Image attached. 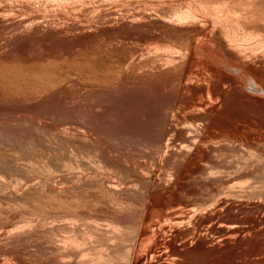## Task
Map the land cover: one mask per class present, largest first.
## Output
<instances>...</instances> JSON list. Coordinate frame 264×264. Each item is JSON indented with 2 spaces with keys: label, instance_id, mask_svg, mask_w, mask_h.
<instances>
[{
  "label": "bare ground",
  "instance_id": "obj_1",
  "mask_svg": "<svg viewBox=\"0 0 264 264\" xmlns=\"http://www.w3.org/2000/svg\"><path fill=\"white\" fill-rule=\"evenodd\" d=\"M49 2H53V6L55 5L53 11H55V15L58 16L56 18H59L60 22L53 23L47 17L46 21H50L51 24L45 23V21L44 24L40 22L42 20H38L41 16L40 13L37 16V12V15H28L20 22L17 18L20 15H17V13L28 7V0V4L25 0L24 2L23 0H0V88L3 87L7 91L12 90L25 94L28 89H37L39 86L44 87V85L51 86L72 75H88L87 77L94 79L107 80L109 82L108 86L110 85L116 89H121L122 84L131 83L132 81V84L140 83L147 85L146 87H154L161 83L165 86L170 85L172 88H169L173 89V94H169L170 97L167 94L168 100L163 98V100L169 102H166L169 104V106L166 104L168 106L166 107L167 112L164 110L161 113V119L160 117L157 118L160 114L155 115L157 121L154 118L156 123H159L158 119L160 120L161 127L158 124L156 125L154 121L152 126L150 124L151 117L148 121L145 114V120L143 119L140 123V130L146 132L145 134L151 132L152 139L147 138L148 135L147 137L146 135L145 137L142 136L143 134L141 136L142 140L144 137L147 142L150 140L149 143L160 144L162 151L164 149L159 162L162 161L175 167L174 177L169 175V179H171L170 187L175 188L176 192L191 195L193 206L179 211H155L157 210V202L162 203L170 197L171 189L166 188L169 184L166 183L168 178L165 177L167 175L163 177L165 181H161L160 178L155 177V171L145 172L146 169L141 171L140 168L137 169L136 167L133 169L134 173L132 172L131 176L138 182L133 186L126 184L122 188H117L115 185L117 182L114 183L109 179L100 183L101 193L104 191L109 192L108 195L111 197L110 193L115 195V193L129 192L134 194L138 201L139 199L142 200L140 205L142 209L139 206L143 210L141 220L139 219L140 230L135 244L133 243L134 254L132 259L133 263L134 260L136 261L134 264L147 257L158 256L163 249L166 252L162 253L167 254L171 260H179L177 263L186 261L190 264H222L221 261L231 256L235 240L240 233V229L235 228L238 222L235 211L248 207L246 200L235 197L234 181L235 179L247 178L248 174H250V178L254 170L251 168V173L247 170L242 171L243 173L237 172L240 177H222L223 185L214 187V189L211 188L213 185H210L209 192L208 189L206 190L207 185L210 184L208 183L209 179L205 180L209 173L205 177L203 173L205 169H208L211 162H215L213 159L214 152L212 153L211 150L217 153L220 148L223 151L222 147L225 148V146L226 149L227 147L239 149L244 146L248 150L254 149L261 151L260 153L263 154L264 0H91L88 4L80 3V0H50ZM45 3H41L42 7L44 5L48 8ZM47 4L49 3L47 2ZM35 5H37L36 0ZM49 9L51 10L52 7ZM23 14H21V17ZM47 15L48 13H46ZM44 17L45 14L43 20ZM46 41L56 42L62 51L48 61H44L43 57L34 56V54L32 58L25 55L27 51L33 49V46L36 44L45 45ZM95 91L97 92V90ZM110 92L113 93V91ZM102 93L105 92L103 91L100 94L102 95ZM107 95H110L109 92ZM119 96L118 98H120ZM111 97L113 99V94ZM38 104H41L39 100ZM144 108L142 110L138 109V114L140 111H145ZM101 112L99 114L103 118H100L97 114L98 117L95 116L93 121L91 120L95 133L100 132L107 126L112 130L111 128L115 126V120L113 119L115 116L123 132L124 127L122 128L123 123L121 121L124 118L123 114H112L110 116L108 111L110 117H106L107 113L104 114V117L101 116ZM95 113L94 111L93 114ZM133 115L135 114L133 113ZM141 116L140 118L143 117ZM127 119L124 122L128 124L132 118ZM132 123L135 124L134 121H131ZM117 124L115 127H117ZM127 124L124 123L127 128L132 126L128 127ZM134 124L130 129L134 128ZM136 125L138 126L137 122L135 127H137ZM117 129L121 134V129L118 127ZM135 129L133 130L135 131ZM105 132H101L102 135H105ZM113 132L110 131L111 135L109 137L113 135ZM135 133L138 134L136 131ZM132 134H134L133 131ZM125 135L128 137L130 133L123 136L125 137ZM86 136L92 145L102 151L99 158L102 156L108 165H113L116 168L120 167V164L116 162L117 159H112L107 153V147L101 148L99 143L91 137L93 135ZM130 137L132 140L133 136ZM132 142L130 141L133 146ZM136 143L135 141L134 144ZM138 144H136L137 147ZM125 147L128 148V146ZM142 148L140 151L142 150L143 154V151H147V149H144V147L143 150ZM113 149L115 150V148ZM121 149L123 151V148ZM248 150L245 151L248 152ZM134 151L135 149L132 153ZM166 151H168L167 155L164 153ZM227 151L229 150L227 149ZM238 152L233 153L239 155L241 152ZM124 153L127 155L126 150H124ZM152 153V156H156L157 152L152 150ZM222 153V155L218 153V159L224 155V152ZM225 154H227L226 151ZM137 155L134 158H137ZM121 156L119 155L118 158L120 159ZM140 156L141 160L142 155L139 154ZM152 156L150 155L151 161L154 158ZM244 156H247V154ZM5 157H1L0 163ZM5 159L4 161H6ZM126 159L128 160V158ZM127 160L123 162L125 163ZM133 160L135 161V159ZM134 161H130V163H134ZM136 161L139 162V159ZM147 161L148 159H146ZM229 162L227 161V164ZM101 163L103 162L101 161ZM133 163L130 164L131 167ZM215 163L214 165L217 164ZM137 164H134V166ZM146 164L147 166L144 167L149 166L150 168L152 166ZM142 165L140 164L138 167ZM218 165H216V168ZM122 167L123 165H121ZM220 167L218 166L219 170L223 168V166ZM234 167L236 170V165ZM128 168L132 170L129 166L126 167V169ZM228 168L224 167V169ZM213 170L215 171V168ZM231 170H234V168ZM235 170L233 174H235ZM201 174H203V177H198ZM214 174H212L214 178L218 176V172ZM81 177H79L81 185L95 182L89 173L88 175H81ZM218 178L220 177L218 176ZM218 178L216 177V179ZM204 186L205 188H201V190H206L211 194L207 197H199L197 192L200 187ZM199 192L201 194L202 191ZM80 194L81 199L85 200L84 193L80 192ZM125 194L128 195V193ZM76 195L77 199L78 196ZM155 203L157 204L155 205ZM155 213L160 216H170V221L155 227L154 223L151 222V216ZM257 229H260L261 234H263L264 224L256 229L249 230L248 235L261 236ZM248 239L251 241L250 236H248ZM240 244L243 245L242 248H246L247 240L242 236H239ZM256 251L261 252L256 254ZM239 258L247 261L254 259L256 262L253 264H264V249L259 245H250L247 247V251H240ZM249 264L251 263L249 262Z\"/></svg>",
  "mask_w": 264,
  "mask_h": 264
},
{
  "label": "rangeland",
  "instance_id": "obj_2",
  "mask_svg": "<svg viewBox=\"0 0 264 264\" xmlns=\"http://www.w3.org/2000/svg\"><path fill=\"white\" fill-rule=\"evenodd\" d=\"M29 1L30 0H28V3L30 5L27 3V0H25L28 7L24 9V11L22 9L20 11L21 13H17V15H20V17L17 16L20 22L24 20L25 17L27 18L28 15H37V13V16H39L40 13L41 17L38 18V20H42H39L42 23H44V21L45 23L50 24V21L53 23L60 22L59 18H56L58 16L55 15V11H53L55 6H53V2H49L50 0H36L37 5H35V0H32L31 2ZM90 1L91 0H87V2H85V0H80V3L88 4ZM42 2L43 4L46 2L45 4L48 8L44 5L42 7ZM47 2L49 4H47ZM51 7L52 9L50 10L49 8ZM38 9L39 11L41 10L42 13L41 11L39 12ZM46 13H48L47 16ZM21 14H23L22 17ZM44 14L45 17L43 20ZM47 17L48 20H50L48 22L46 21ZM24 24L26 23L24 22ZM26 26H28V24H26ZM61 51L62 49L56 42L50 43L49 41H46L45 45L36 44L33 46V49L27 51L25 55L31 58L34 56H41L44 58V61H48L58 55ZM87 76L72 75L51 86L44 85V87L39 86L37 89H28L25 94H20L12 90L7 91L3 87L0 88V161L1 157H5L6 153V159L3 158L2 163H0V264H134L136 261L134 260L133 263V245L135 244L140 230L139 221L143 214V210H141L142 208L140 206L142 200L139 199L138 201L137 197L129 192H125L128 193V195L123 192L115 193V195L110 193V197L108 195L109 192L106 193L103 190L105 193H101L102 187L100 186V183L111 179L114 183L117 182L115 184L117 188H122L126 184L133 186L138 182L131 176V174L134 173L133 169L135 167L137 169L140 168L141 171H145L146 169L145 172H151L152 170L155 171V177L160 178L161 181H165L163 177L167 175L165 177L168 178L166 183L169 184L166 188L169 190L171 189L169 194L170 197L162 203H155V205L157 204V210L155 211H179L186 210L193 206L191 195H187L183 192H176L175 188L170 187L171 179H169V175L174 177L175 167L170 164H165L162 161L159 162L164 149L162 151V148L159 146L160 144H156L155 142L149 143L151 142L149 139H152V136H150L152 133L150 131L151 134H145L146 132L140 130V123L143 119L145 120L144 117H146V115L148 121L149 117H151L150 124L153 126L152 122L154 121V123H156L157 119L155 117L158 116L157 114H160L157 118L160 117L161 119V113L164 112V110L167 112L166 107L169 106V102L165 100H168L169 94H173V89H170L172 87L170 85L165 86L162 83L154 87H146L147 85H142L140 83L132 84V81L131 83L126 82L124 85H121L122 88L128 86L127 88L116 89L114 87V91L113 87L110 85L108 86L109 82H107V80H98ZM90 89L91 92L89 91ZM94 89L97 90V92ZM107 89L109 90L108 92L110 95H107ZM92 90H94V92H92ZM103 91L105 93H102L101 95L100 93ZM110 91H113V93ZM116 93L121 94L122 97ZM152 93H154L153 96ZM112 94L114 96L113 99L111 97ZM118 96L120 98H118ZM163 98L165 100H163ZM37 99L41 104H38ZM135 100L137 102H134ZM166 104H168V106H166ZM143 107H145V111H142L144 112L143 115L141 111L138 114V109L142 110ZM94 111L96 112L95 114H93ZM100 112L101 116L104 117L105 113H107L106 117H110L112 114H123V120L120 118L123 125L124 123L127 124L124 121H126L127 116L129 115L128 119H132L126 126H133L134 123L131 124V121H134L135 124L137 122L138 126L136 125L137 127H135L134 124L133 129L136 128L135 131L139 136L138 134L136 135L133 129H130L132 126L127 128L125 125L123 126L120 124L122 125V128H127L125 130L123 129L122 132L116 116V119L113 117L115 124L113 121H111V123L115 126L118 123L117 127L121 129V132H126L128 135L130 133L129 136H133L132 140L131 137L129 138L127 135H125V137L123 136L126 133L120 134V131L115 126L114 128H111L112 130L107 126V129H102L104 131L100 130V132L97 131L98 134L97 132L95 133L91 122L95 116L98 117L97 114L100 117ZM133 113L135 115H133ZM139 115L142 118H140ZM152 116L154 117L152 118ZM118 117L121 116L119 115ZM158 121L160 123L159 119ZM159 123H156V125L158 124L159 127H161ZM115 129L116 131H114ZM106 130L108 132H105ZM131 130L136 137H134L135 135L132 134ZM110 131L114 132L113 135L109 137V135H111ZM101 132H105V135H102L103 133ZM115 132H118L119 134ZM89 134L93 135L91 137L99 143L101 148L104 146L107 147V153L112 159H117L116 162L120 164V167L116 168L115 166L113 167V165H108L107 162L103 160L102 156L99 158L100 152L102 151H99L98 147L91 144L86 136H89ZM141 135L144 137L145 135L146 137L148 135L147 138L150 137L148 139L149 142H147V139L145 138V140L144 137L142 140ZM130 141H133V146ZM135 141L137 142L136 144L139 143V148L134 144ZM124 146H128V148H124ZM142 147L147 149V151H143V154L142 150L140 151ZM113 148H115L116 151ZM121 148H123V151ZM157 148L160 149L158 150ZM229 148L227 147L229 150L227 151L226 146L225 148L222 147L223 151H221L220 148V150L218 149L219 151L217 150V153L211 150L212 153H215H213V159L215 162L217 163L221 159V163L218 162V165V163L211 162L208 169L212 170L209 171L208 169H205V172L203 173L204 175L201 174L198 175V177H205V175L207 176L209 173L208 177H206L207 179L205 178V180L209 179L208 183L210 184L206 187V190L208 189L209 192L210 185H213V187H211L212 189L223 185V182L221 181L222 177H240L238 176L239 171L243 173L245 170H247V172H250L252 169L254 170V172L252 171L250 178V174H248V177L242 176L247 178L235 179L233 184L235 197L248 202L247 208L235 211L236 218L238 219L235 228H239V236H242L247 240L246 248H242V244L239 245L238 236L231 251V256L228 259L221 261L222 264H249V262L253 264L256 262L254 259L247 261L243 258H239V254L241 250L247 251V247L250 245H259L264 249V233L261 234L260 229H257V232L261 235L258 236L259 238L253 236V234L248 235L249 230L256 229L261 224H264V148L262 152L263 154L260 153L261 151L259 152L254 149H252L253 151L251 149L248 150V148L244 146H241L239 149L232 147ZM134 149L135 151L132 153ZM224 149L229 155L225 154ZM246 149L248 152L245 151ZM124 150H126L127 155L124 153ZM152 150L153 152H157V157L152 156ZM129 151L131 155L129 154ZM222 152H224V155L220 156L218 159V153L219 155H222ZM233 152L241 153L238 155ZM118 153L119 155H122V159L118 158ZM164 153L167 155L168 151ZM139 154L142 155L141 160ZM246 154L247 156H244ZM136 155L137 158H134ZM150 155L152 158L154 157L152 161ZM126 158H128V160ZM4 159L6 161H4ZM123 159L127 160V162L124 163ZM133 159H135V161L139 159V162H135ZM146 159H148L147 162ZM226 160L231 163L229 162L227 164ZM101 161L103 163H101ZM130 161H134V163H130ZM132 163L133 168L130 165ZM139 163L141 165L143 163V165L138 167V165H140ZM146 163L150 166L152 165L154 168L152 166L150 168L149 166L144 167L147 166ZM214 163L221 166L220 168L223 166V170L220 169V171L218 166L217 169ZM80 164L82 165L80 166ZM124 164L126 167L129 166L132 170H129V168L126 169ZM134 164L137 165L134 166ZM232 164H234L233 167ZM121 165H123L122 168L125 170L121 168ZM235 165L237 167L236 170L234 167ZM158 167L161 168L160 173V168ZM213 167L215 168V171L213 170ZM224 167L228 169H224ZM233 168L235 174H233L234 170H231ZM168 169L169 171L172 170L170 171L171 174H167L169 172ZM214 172L215 174L218 172L217 175L220 178H218V176H216L218 179H216V177L214 178L212 175ZM222 172L226 175L224 176ZM88 173L92 176L91 178L95 180V184L81 185L79 183L80 178H82L81 175H88ZM158 173L161 177L158 176ZM212 178H214L216 182ZM201 188H205V186L200 187V190H198V192L202 191V195L199 194L200 192H197L199 197H207L211 194V192L208 193L206 190H201ZM197 189H199V187H197ZM93 190L95 191L94 193ZM79 191L84 193L83 196L85 200L81 199L82 196ZM203 194H205V196H203ZM75 195L78 196L77 199ZM101 209L102 211H100ZM169 217L170 216H160L158 213H155L151 216V222L154 223L155 227H158L161 224L169 222ZM248 236L251 237V241L248 239ZM162 252L166 251L163 249L160 251V254L158 255L159 257H147L140 262H137V264H160L161 262V264H166V262L167 264H190L186 261L177 263L179 260H171L167 254H163ZM260 252L261 251H256V254H259ZM160 257L163 258L165 262ZM152 258L156 259L153 260Z\"/></svg>",
  "mask_w": 264,
  "mask_h": 264
}]
</instances>
